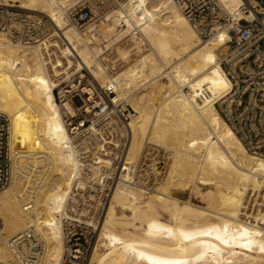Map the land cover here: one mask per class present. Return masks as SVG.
<instances>
[{"label": "bare ground", "instance_id": "bare-ground-1", "mask_svg": "<svg viewBox=\"0 0 264 264\" xmlns=\"http://www.w3.org/2000/svg\"><path fill=\"white\" fill-rule=\"evenodd\" d=\"M73 1L0 0L44 12L63 30L78 62L59 46L55 65L113 85L135 112L126 159L137 167L148 152L152 170L142 181L135 173L105 183L98 202L71 210L76 160L61 111L71 105L54 98L42 46L0 32V111L10 119L11 147L50 160L44 182L26 186L30 210L17 177L0 193V264H13L7 242L29 227L44 242L41 264H60L69 217L101 224L88 264H264V158L245 149L215 106L230 87L215 49L224 31L202 39L172 0H127L83 37L64 15ZM224 1L231 8L241 0ZM103 155L107 165L111 152Z\"/></svg>", "mask_w": 264, "mask_h": 264}, {"label": "built area", "instance_id": "built-area-1", "mask_svg": "<svg viewBox=\"0 0 264 264\" xmlns=\"http://www.w3.org/2000/svg\"><path fill=\"white\" fill-rule=\"evenodd\" d=\"M126 1L74 0L64 7L66 22L81 35H88L90 25L96 27L106 20L110 8ZM172 1L200 38H209L215 28L224 31L219 62L230 87L215 106L245 149L264 158V4L258 0H241L228 8L224 0ZM97 30L98 27L92 33L98 34ZM0 32L13 43L42 46L55 84L54 98L59 105L65 102L71 105L72 112L61 107L76 160L72 174L75 184L72 187L74 201L70 199L69 205L71 210L79 212L81 208L86 209L98 202L105 183L112 187L119 178L135 173L142 181L143 175L151 172L148 152L137 167L126 159L131 137L128 122L135 112L119 99L113 85L102 87L85 68L76 70L75 67L55 65L59 46L67 50L72 61H78L63 30L48 14L0 2ZM83 88L87 90L83 91ZM76 98L78 103L74 101ZM106 150L111 156L104 165ZM157 162L158 170L164 173V160L159 157ZM49 166L50 160L43 153L28 155L11 147L10 119L0 111V191L9 187L17 177L21 182L19 194L24 199V210H30L32 202L28 197L33 194L27 195L26 188L41 185ZM61 229L65 249L60 264H88L98 239V227L83 219L69 217L62 219ZM7 248L13 264L42 262L44 242L34 227L14 234L8 240Z\"/></svg>", "mask_w": 264, "mask_h": 264}, {"label": "rangeland", "instance_id": "rangeland-1", "mask_svg": "<svg viewBox=\"0 0 264 264\" xmlns=\"http://www.w3.org/2000/svg\"><path fill=\"white\" fill-rule=\"evenodd\" d=\"M258 1H261V4H264V0H258ZM83 37H85V36H88V35H82ZM100 45H101V43H100ZM215 47H217L216 45H215ZM216 49V53H217V55L219 56V53H221V51H222V49H218V48H215ZM114 52V51H113ZM80 65L82 66V67H85L83 64H81L80 63ZM163 80H165V78H163ZM186 89V88H185ZM74 101H75V103H78L79 102V100L76 98V99H74ZM162 164H160L159 166H161ZM53 180L54 181H58V179H55V177L53 178ZM4 190V189H3ZM2 191H0V193H1ZM188 196V191H186V192H184V193H182V194H180V197H182V198H186ZM58 197V196H57ZM193 201L195 202V203H198V204H201V202L199 201V198L197 197H195V196H193ZM0 222H1V220H0ZM0 226H1V223H0ZM98 227L99 228H101V224L99 223V225H98ZM98 228V230H97V234H98V237H99V232H100V229Z\"/></svg>", "mask_w": 264, "mask_h": 264}]
</instances>
